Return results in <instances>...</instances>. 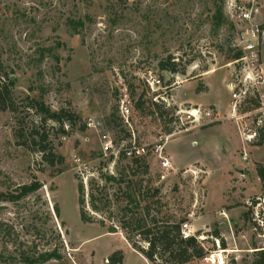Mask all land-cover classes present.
<instances>
[{
  "label": "rangeland",
  "instance_id": "1",
  "mask_svg": "<svg viewBox=\"0 0 264 264\" xmlns=\"http://www.w3.org/2000/svg\"><path fill=\"white\" fill-rule=\"evenodd\" d=\"M250 1L0 0V62L20 107L0 113V194L41 185L19 202H0V264H108L117 251L123 264H151L120 228L128 184L140 192L141 208L150 206L160 221L182 222L197 239L206 256L189 264L254 263L256 248L264 250L258 176L264 167V86L259 78L245 83L248 61L233 59L237 28L227 16L228 3L248 8ZM253 1L255 21L263 23L264 0ZM218 6L223 20L216 19ZM259 58L264 70V43ZM169 61L177 73L162 71L160 64ZM152 79L161 85L151 89ZM230 84L246 91L235 111ZM27 97L80 118L73 127L67 123L66 135L49 123L63 165H42L36 151L19 145L18 121L27 133L39 123L27 110ZM123 104L131 112L129 124L121 116ZM195 108L215 110L220 120H187L181 128L177 113ZM261 117L263 138L247 147L244 160L243 131ZM134 144L148 152L142 157L147 172L117 158ZM101 174L123 182L106 183ZM78 180L86 191L94 181V189L99 185L113 200L119 196L99 214L88 208L92 224L80 220Z\"/></svg>",
  "mask_w": 264,
  "mask_h": 264
},
{
  "label": "trees",
  "instance_id": "2",
  "mask_svg": "<svg viewBox=\"0 0 264 264\" xmlns=\"http://www.w3.org/2000/svg\"><path fill=\"white\" fill-rule=\"evenodd\" d=\"M223 18V9L221 6H218L216 10V19L223 20ZM234 49L236 52L233 56L234 61L241 60L243 57L242 51L237 48ZM160 68L162 71H165L166 74L169 72H178L177 64L171 61L166 64L161 63ZM13 88V81L10 75L4 72V66L0 62V113L19 112L20 107L15 99ZM144 97L145 96H141L140 101H143ZM26 100L28 102V112L37 116L39 118V123L38 125L34 124L29 133H27L21 126L23 125L22 122L20 120L18 121V123L21 124L16 131V138L19 141V145L27 150L36 151L40 156V164L42 165H48L52 168L63 165L64 158L56 153L53 142L50 140V134L48 132V127H50L49 123L58 126L59 132L66 135L65 127L67 123L69 126L73 127L80 118L67 110H60L58 112L52 111L42 100L38 101L30 97H27ZM153 106L165 110V105L163 104H153ZM81 130L85 131L86 126L83 125ZM262 138L263 132L261 129L258 141H261ZM119 155L121 159H128L124 152H120L118 157ZM130 160L136 166V169L142 164L145 172H147L148 167L145 165L142 157H134ZM258 176L262 182V189L264 192V167L258 169ZM100 177L106 183L113 182L115 184H120L123 182L122 177L118 179L114 176L104 174H101ZM94 183L93 181L89 190L86 191L83 181L78 180L77 193L79 216L81 222L84 224L94 223V218L90 215L88 208L91 209V212L99 214L103 212L104 209L112 207L113 205L115 206V200L119 199L118 195H114L113 197H115V199L113 200L110 198L109 194L104 193L103 189L98 190L100 189L99 185L98 189H94ZM134 185L128 184V190L123 193L128 203L121 209L123 214L119 220L120 228L126 232L127 241L132 245V248L138 251L151 264H189L194 260H203L206 253L197 239L195 237H190L188 239L183 237L182 232L184 225L182 222H171L169 219L160 221L155 215L151 214L150 206L141 208L140 192L138 193L134 190ZM40 189L41 185L39 182H33L18 188L17 191L11 194H0V202H19ZM138 198L140 200H138ZM57 213L59 214L58 209ZM100 225L105 226V220H101ZM109 232L115 233V228H111ZM134 238H139V240H134ZM141 243H145L147 247H142ZM223 246L225 247L224 242ZM256 249V259L253 264H264V250L262 248ZM123 260V252L117 251L110 256L108 264H123Z\"/></svg>",
  "mask_w": 264,
  "mask_h": 264
},
{
  "label": "built area",
  "instance_id": "3",
  "mask_svg": "<svg viewBox=\"0 0 264 264\" xmlns=\"http://www.w3.org/2000/svg\"><path fill=\"white\" fill-rule=\"evenodd\" d=\"M251 7H244L236 2H230L227 6V16L233 22L236 26V33H237V49L241 50L243 52V57L241 60L237 61L236 63H242L248 61V66L246 67V76H245V83L248 82H254L255 79L259 78V85L264 86V80H263V73L264 70L262 68V64H260V48L261 45L264 43V23H257L255 21V13L256 9L253 6L255 4V1L248 2ZM257 82V80H256ZM149 85L151 86V89H154L155 87H159L161 85L160 79H152L151 82L147 81ZM230 89L232 91V99L234 101V104L232 105L234 111L237 108V102L241 99L242 95L246 94V91L242 93V91L238 92L237 86L234 84H230ZM157 101V100H156ZM164 101V100H163ZM121 116L123 119H125V122L129 124L128 118L131 114L129 108L125 106L124 104L121 106ZM264 114V109L262 110ZM177 119L178 124L181 128H184L186 124L188 123L187 120L193 123L200 124L202 122L205 123H215L220 120V115L218 112L212 109H200L195 108L187 111H180L177 113ZM94 125V121L92 119L88 120V126L92 127ZM263 120L262 117L257 121V124L254 125L255 128L252 127H246V130L243 131V159L247 160L248 154H247V147L253 145L256 141H258L260 130L263 128ZM135 143V142H134ZM112 143L106 144V150H109L112 148ZM147 150L144 147H137L135 144L131 148L124 149V154L126 158L132 159L134 157H143L147 154ZM156 153L162 156V147H159L156 150ZM119 154V153H118ZM117 154V157H118ZM164 162L162 163V166L164 168L169 166V162L167 159H163ZM183 237L185 239H188L191 236L189 230H187V227L183 226ZM216 263V260H213V264ZM218 264H222V262L218 261Z\"/></svg>",
  "mask_w": 264,
  "mask_h": 264
},
{
  "label": "crops",
  "instance_id": "4",
  "mask_svg": "<svg viewBox=\"0 0 264 264\" xmlns=\"http://www.w3.org/2000/svg\"><path fill=\"white\" fill-rule=\"evenodd\" d=\"M264 23V22H263ZM215 106V105H214ZM216 107V110L218 111V109H219V107L218 106H215ZM221 109V108H220ZM219 109V110H220ZM234 125V124H233ZM172 157H171V159L173 160V161H176V157H174L173 155H171Z\"/></svg>",
  "mask_w": 264,
  "mask_h": 264
}]
</instances>
